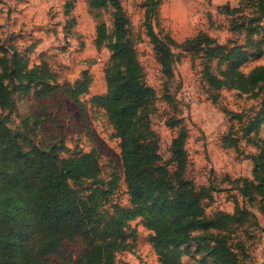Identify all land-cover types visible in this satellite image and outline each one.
<instances>
[{"label": "rangeland", "instance_id": "1", "mask_svg": "<svg viewBox=\"0 0 264 264\" xmlns=\"http://www.w3.org/2000/svg\"><path fill=\"white\" fill-rule=\"evenodd\" d=\"M260 8L259 0H0L1 62L14 70L16 55L31 73L6 81L11 104L0 106V117H6L10 132L0 134L2 143L11 134L23 149L53 148L59 157L91 152L95 176L69 183L84 195L90 186L115 184L102 208L117 217L121 208H134L123 180L122 150L134 137L151 141L167 184L177 191L192 189L199 220L232 216L228 228L194 227L181 242L170 199L143 200L136 208L162 218L167 233L154 240L158 225L135 213L119 248L110 253L114 264H223L224 249L238 264H264V196L244 181L254 182L252 157L264 151V127L243 132L260 95L230 83L225 70L232 61L208 56L212 48L239 47L245 58L237 70L246 75L264 67V43L250 45L264 34ZM249 27L256 33L248 34ZM154 35L173 52L165 68ZM118 71L150 90L122 132L94 102L108 93ZM89 248L80 238L66 239L50 261L74 264Z\"/></svg>", "mask_w": 264, "mask_h": 264}, {"label": "trees", "instance_id": "2", "mask_svg": "<svg viewBox=\"0 0 264 264\" xmlns=\"http://www.w3.org/2000/svg\"><path fill=\"white\" fill-rule=\"evenodd\" d=\"M259 4L261 11H264V0H259ZM116 30L118 34L121 32L120 24H116ZM256 31L253 27L248 28V34H255ZM263 35L252 40L250 45L257 48L264 43ZM153 42L157 58L165 68L173 55L169 42L156 35ZM233 48L229 51L223 49L221 52L212 48L208 56H224L232 61L225 70L231 72L227 76L232 85L252 95L258 91L259 108L243 130L247 134L253 133L261 126L264 127V67H255L248 74H243L236 66L243 62L245 50ZM120 53L121 48L118 47L116 56L121 57L123 54ZM3 56L1 53L2 107L11 104V89L7 79L15 76L21 81L31 76L16 55L14 70L13 64L8 67L1 62ZM149 96V89L132 77L123 78L118 71L109 80L108 93L104 97L96 96L94 102L103 106L115 130L122 132L124 128L130 127L133 116L147 102ZM5 119L6 117H0V134L3 130L10 132ZM7 138L6 144L0 140V264H52L50 255L58 252L64 240L75 238H80L90 248L74 264H114L110 253L119 248L125 234L126 222L135 213L158 225L154 240L167 233L168 226L162 218H158L145 207L136 208L135 204L143 200L165 204L170 199L169 205L172 206V212L179 224L181 242L187 239L191 228H207L213 225L217 229H225L233 223L229 214L214 221L199 220L200 207L192 189L177 191L167 184L164 168L155 164L157 156L151 141L134 137L130 140L131 144L122 150L123 180L130 205L134 208L131 211L121 208L118 216L113 217L106 215L102 204L113 193L115 184L106 189L90 186L85 189L89 193L84 195L69 183L70 179L95 176V160L91 152L59 157L53 148L46 150L32 145L23 149L11 134H7ZM252 158L254 182L248 180L249 178L244 181L259 195L264 196V151L261 149ZM167 192L171 198H168ZM242 192L246 190L242 189ZM220 253L223 264H238L231 250L224 249Z\"/></svg>", "mask_w": 264, "mask_h": 264}]
</instances>
